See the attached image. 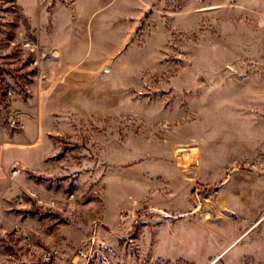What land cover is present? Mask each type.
I'll list each match as a JSON object with an SVG mask.
<instances>
[{"label":"rangeland","instance_id":"obj_1","mask_svg":"<svg viewBox=\"0 0 264 264\" xmlns=\"http://www.w3.org/2000/svg\"><path fill=\"white\" fill-rule=\"evenodd\" d=\"M218 254L264 264V0H0V264Z\"/></svg>","mask_w":264,"mask_h":264},{"label":"built area","instance_id":"obj_2","mask_svg":"<svg viewBox=\"0 0 264 264\" xmlns=\"http://www.w3.org/2000/svg\"><path fill=\"white\" fill-rule=\"evenodd\" d=\"M27 44L30 45V42H27ZM12 121H13V124H15V125H22L23 124V121L21 120V117H20V115L18 113L17 114H14L12 116ZM13 170H14V173H18L21 169H20L19 166H15ZM17 230L19 231V227H17ZM55 256H56V254L53 253V252L46 253L44 255V260L45 261H50Z\"/></svg>","mask_w":264,"mask_h":264},{"label":"bare ground","instance_id":"obj_3","mask_svg":"<svg viewBox=\"0 0 264 264\" xmlns=\"http://www.w3.org/2000/svg\"><path fill=\"white\" fill-rule=\"evenodd\" d=\"M180 153H181V162H182L183 165H187L189 163V160L193 159L192 158V153H190V152L182 150ZM221 255L222 254H218L212 260H210L207 264H214Z\"/></svg>","mask_w":264,"mask_h":264},{"label":"crops","instance_id":"obj_4","mask_svg":"<svg viewBox=\"0 0 264 264\" xmlns=\"http://www.w3.org/2000/svg\"><path fill=\"white\" fill-rule=\"evenodd\" d=\"M27 137V135H23V136H21V138H26Z\"/></svg>","mask_w":264,"mask_h":264}]
</instances>
